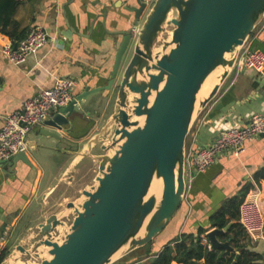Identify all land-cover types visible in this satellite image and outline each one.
<instances>
[{"label":"water","instance_id":"95a60500","mask_svg":"<svg viewBox=\"0 0 264 264\" xmlns=\"http://www.w3.org/2000/svg\"><path fill=\"white\" fill-rule=\"evenodd\" d=\"M129 10L144 19L136 34H123L107 86L87 89L43 124L66 133L86 96L117 88L103 126L69 153L66 175L84 158L98 162L92 185L45 217L0 264H114L151 243L181 207L187 136L264 19V0H155L147 11L136 0ZM40 134V149L60 140L47 129ZM18 162L31 167L26 153L0 164ZM226 230L206 234L210 250L228 247L218 241Z\"/></svg>","mask_w":264,"mask_h":264},{"label":"crops","instance_id":"0c3cea01","mask_svg":"<svg viewBox=\"0 0 264 264\" xmlns=\"http://www.w3.org/2000/svg\"><path fill=\"white\" fill-rule=\"evenodd\" d=\"M133 7L136 0H19L12 17L15 28L26 34L39 28L49 40L23 64L16 65L3 54L2 43L9 41L0 35V128L3 117L19 111L39 91L51 88L58 77L72 82V99L87 89L106 87L123 34L143 22L144 16L137 19L129 10ZM246 45L264 53V19ZM113 94L114 87L86 96L63 128L66 133L45 127L44 123L32 128L26 151L31 167L21 162L14 166L0 164V257L23 243L45 217L72 200V188L77 187L79 192L91 185L86 181L87 170L93 168L97 173L98 162L84 158L73 173L66 175L73 159L69 153L103 126L113 111ZM263 113L264 75L244 69L235 79L230 76L193 124L186 139V154L209 146L219 133ZM44 129L60 138L47 140L51 144L48 150L39 148ZM68 177L72 180H65ZM255 185L261 190L264 217V134L249 141L240 155L226 151L198 174L165 229L151 243L114 264H154L166 246L179 242L190 245L193 238L220 229L216 217L221 214L226 222L221 229L227 230L218 241L228 247L210 250L208 241L209 251L231 259L229 264H237L247 256L253 264H264V243L252 242L238 223L240 201ZM196 263L204 264V259Z\"/></svg>","mask_w":264,"mask_h":264},{"label":"built area","instance_id":"2783aa9c","mask_svg":"<svg viewBox=\"0 0 264 264\" xmlns=\"http://www.w3.org/2000/svg\"><path fill=\"white\" fill-rule=\"evenodd\" d=\"M138 1L145 5L146 11L155 2ZM138 29L139 26L133 27V34H136ZM48 40L49 37L43 30L33 28L15 48L4 41L2 52L11 63L23 64L39 48L46 46ZM244 69L264 75V53L250 49L246 43L238 54L230 76L235 79ZM71 92L72 82L67 78L58 77L51 88L39 91L27 99L19 111L3 117L0 128V161H9L19 153H26L28 135L32 128L42 125L66 107L72 101ZM263 134L264 113L254 114L244 125L219 133L209 146L186 154L184 171L186 191L195 177L211 167L224 152L230 151L234 156H238L249 141ZM260 194V188L255 185L240 204L238 223L252 242L264 243V217L260 208ZM7 234L8 231L4 233L1 242L5 240ZM200 243L208 245L206 235L200 236Z\"/></svg>","mask_w":264,"mask_h":264},{"label":"trees","instance_id":"16d2710c","mask_svg":"<svg viewBox=\"0 0 264 264\" xmlns=\"http://www.w3.org/2000/svg\"><path fill=\"white\" fill-rule=\"evenodd\" d=\"M19 3V0H0V35L7 38L12 43V46L19 44L27 37L24 31H18L16 23L13 20V13ZM242 200L240 201L241 204ZM226 222L221 217H216V226L223 228ZM241 228V227H240ZM192 238V237H191ZM192 240V239H191ZM194 241V242H193ZM190 245H186L184 242L175 243L173 247L166 246L157 259L154 260V264H197L196 262L204 259V264H229L231 259H224L222 256H218L217 252L209 251L207 246L200 243V237L193 238ZM195 244V245H194ZM5 257L2 253L0 262ZM257 259V258H256ZM237 264H253L249 257H243Z\"/></svg>","mask_w":264,"mask_h":264},{"label":"rangeland","instance_id":"374dc122","mask_svg":"<svg viewBox=\"0 0 264 264\" xmlns=\"http://www.w3.org/2000/svg\"><path fill=\"white\" fill-rule=\"evenodd\" d=\"M114 90H115V94H113V95H116L117 88L114 87ZM101 127H102V126H101ZM87 169H88V168H87ZM95 175H96V172H95V170H94L93 168L90 169V170H87L86 181H87V182H90L91 185H92V183H93V179H94ZM77 189H78L77 187H76V188L74 187V188L71 189L70 193L72 194V200H70V201H74L76 198L79 197V192H77ZM64 206H65V204L62 205L60 208L57 207L58 209L56 208V209H57L56 212H59L60 210H62V209L64 208ZM56 209H54V211H55ZM65 220H66V222H67L68 224H70L71 221H72V216H69V217L65 218Z\"/></svg>","mask_w":264,"mask_h":264}]
</instances>
